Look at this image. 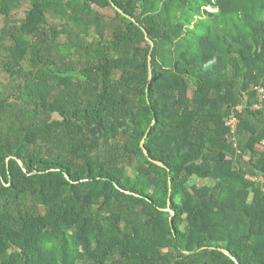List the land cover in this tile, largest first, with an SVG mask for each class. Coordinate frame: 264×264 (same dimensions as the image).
Listing matches in <instances>:
<instances>
[{
    "label": "trees",
    "instance_id": "trees-1",
    "mask_svg": "<svg viewBox=\"0 0 264 264\" xmlns=\"http://www.w3.org/2000/svg\"><path fill=\"white\" fill-rule=\"evenodd\" d=\"M31 1L0 39L22 80L0 101V264H264V186L247 177H264V0ZM94 8L117 17L82 61L29 40L52 11L82 27Z\"/></svg>",
    "mask_w": 264,
    "mask_h": 264
},
{
    "label": "rangeland",
    "instance_id": "rangeland-1",
    "mask_svg": "<svg viewBox=\"0 0 264 264\" xmlns=\"http://www.w3.org/2000/svg\"><path fill=\"white\" fill-rule=\"evenodd\" d=\"M83 2L78 4L79 7H82ZM32 9V1L24 0L23 6L19 9L13 11L10 17L0 16V39L2 35L10 38V35L15 28H19L24 25L27 20L28 12ZM95 14L91 16V19L87 21L82 27H79L74 21V15L72 12H68L66 16H63L61 9L59 12L52 11L49 13L48 22L42 28V34L38 37H30L29 40L35 46H40L43 52L52 57V60L73 63L72 60L77 62L82 61V58L88 57L91 54V46L98 44L100 37L108 40L111 33L112 22L116 19L117 15L113 9L100 10L98 8L93 9ZM210 13L214 11L209 10ZM193 25H191V29ZM59 35V39L57 38ZM10 41V39H9ZM9 43V42H8ZM33 52V50H32ZM30 54L28 63L26 66H22L25 71H34L31 66V62L35 54ZM47 52V53H46ZM9 59V60H7ZM72 59V60H71ZM14 59L9 58L8 54H0V101L9 100V104H15V100L19 95V89L22 88V80L14 79L5 71V67L10 64L9 61ZM72 65V64H71ZM19 67V68H22ZM92 67V65H91ZM17 71H19L17 69ZM24 73H22L23 75ZM75 83H77L75 81ZM79 83V82H78ZM80 90L83 91L84 85L79 84ZM82 88V89H81ZM83 93H79V96H83ZM191 96V93L189 94ZM19 113V111H18ZM5 115H10L7 111ZM17 118H21L18 116ZM10 120V118H8ZM60 116L56 115L53 117L52 122L60 121ZM123 139L119 141L116 146H123ZM62 149V147L60 148ZM257 152L260 154L264 152L263 146H256ZM61 151V150H60ZM241 154V153H240ZM252 155V154H251ZM250 154L243 155L242 160L244 163H247V159L252 157ZM93 158L97 155L92 156ZM78 163V160L75 159ZM139 166L138 163H133V166L130 167V170H134ZM247 171H252L251 168H245ZM196 185L198 187L202 186H214V182L208 180H201L197 178H191L188 181V186Z\"/></svg>",
    "mask_w": 264,
    "mask_h": 264
},
{
    "label": "built area",
    "instance_id": "built-area-1",
    "mask_svg": "<svg viewBox=\"0 0 264 264\" xmlns=\"http://www.w3.org/2000/svg\"><path fill=\"white\" fill-rule=\"evenodd\" d=\"M253 92L257 94L258 103L252 106V110L259 112L264 109V89L263 87H254ZM242 100L243 104L236 108V110L230 115L226 122L227 127L230 129L231 141L233 142L235 147H238V145L236 144L239 127V120L237 116L242 114L243 110L247 108L248 103L250 102V94L248 92L242 94ZM248 178L253 180L254 182L261 183L264 186V177L248 176Z\"/></svg>",
    "mask_w": 264,
    "mask_h": 264
},
{
    "label": "water",
    "instance_id": "water-1",
    "mask_svg": "<svg viewBox=\"0 0 264 264\" xmlns=\"http://www.w3.org/2000/svg\"><path fill=\"white\" fill-rule=\"evenodd\" d=\"M149 86L151 85L152 83V80H153V67H152V58L150 57L149 58ZM142 146H144V142L142 143ZM145 153L148 155L147 151H145ZM171 195V191L169 189V197ZM168 212H170L171 215H173V212L168 208L167 209ZM223 252L225 254H228V252L226 250H223ZM235 260V259H234ZM236 261V260H235ZM237 262V261H236Z\"/></svg>",
    "mask_w": 264,
    "mask_h": 264
},
{
    "label": "crops",
    "instance_id": "crops-1",
    "mask_svg": "<svg viewBox=\"0 0 264 264\" xmlns=\"http://www.w3.org/2000/svg\"><path fill=\"white\" fill-rule=\"evenodd\" d=\"M242 166H243V169L249 167V166H248L246 163H244V162H243V165H242ZM248 176H251V175H248ZM248 176H247V177H248ZM205 181H206V180H205ZM252 199H253V197L251 196L249 201H252Z\"/></svg>",
    "mask_w": 264,
    "mask_h": 264
}]
</instances>
